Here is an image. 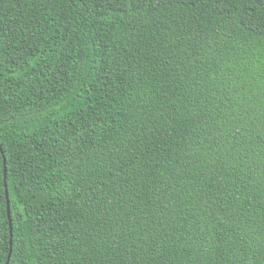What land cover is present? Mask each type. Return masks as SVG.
Returning a JSON list of instances; mask_svg holds the SVG:
<instances>
[{
    "label": "trees",
    "instance_id": "16d2710c",
    "mask_svg": "<svg viewBox=\"0 0 264 264\" xmlns=\"http://www.w3.org/2000/svg\"><path fill=\"white\" fill-rule=\"evenodd\" d=\"M0 147V264H264V0H0Z\"/></svg>",
    "mask_w": 264,
    "mask_h": 264
},
{
    "label": "water",
    "instance_id": "95a60500",
    "mask_svg": "<svg viewBox=\"0 0 264 264\" xmlns=\"http://www.w3.org/2000/svg\"><path fill=\"white\" fill-rule=\"evenodd\" d=\"M0 150H1V147H0ZM2 151V150H1ZM5 162V161H4ZM6 174V173H5ZM5 186H6V183H5ZM5 195H6V200H7V215H8V218H9V224H10V235H11V220H10V213H9V199H8V191H7V188L5 187ZM11 245H12V242H11V237H10V251H9V255L7 257V260L5 262V264H8L9 262V258H10V252H11Z\"/></svg>",
    "mask_w": 264,
    "mask_h": 264
}]
</instances>
